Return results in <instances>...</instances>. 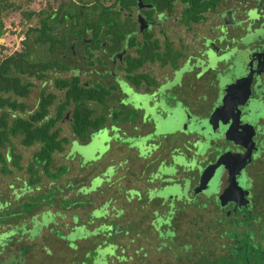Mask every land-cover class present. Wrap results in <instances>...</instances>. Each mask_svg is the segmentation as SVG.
I'll use <instances>...</instances> for the list:
<instances>
[{
	"label": "flooded vegetation",
	"instance_id": "af4514ba",
	"mask_svg": "<svg viewBox=\"0 0 264 264\" xmlns=\"http://www.w3.org/2000/svg\"><path fill=\"white\" fill-rule=\"evenodd\" d=\"M123 1L115 3L112 36L105 28L83 34L69 21L53 23V48L31 50L33 59L40 53L34 60L56 63L37 78L41 85L50 73L53 84L76 78L86 89L108 91L85 101L97 126L68 141L88 144L93 132H107L111 161L91 176L107 190L99 203L214 210L219 202L234 209L263 204L264 0ZM213 110L222 123L213 119L207 137L197 121ZM67 112L58 123L69 124ZM183 119L186 129L167 131Z\"/></svg>",
	"mask_w": 264,
	"mask_h": 264
},
{
	"label": "trees",
	"instance_id": "16d2710c",
	"mask_svg": "<svg viewBox=\"0 0 264 264\" xmlns=\"http://www.w3.org/2000/svg\"><path fill=\"white\" fill-rule=\"evenodd\" d=\"M106 1L59 0L54 7L48 5L38 9H22L21 13L25 20L34 16V23L25 27L20 49H13L10 53L0 52V264H6L3 259L9 252L14 254L13 259L8 260L9 264H24V259L32 260V256L35 255L31 252L32 246L39 237L33 236L35 238L33 240L29 236L28 229L32 224L30 215L33 213H26L38 208L35 212H39L43 207L51 204L50 182L59 179L60 175L62 176V169L65 166L62 163L64 158L59 156L63 152L68 138L60 133L59 119L69 109L70 131L78 140H82L85 138L88 128L97 126V118L91 117V109L85 101L102 100L103 95L108 92L102 89L98 91L86 89L79 84L76 78L72 81L55 78L54 85L63 89L62 95L56 98L54 93L41 90L35 105L27 109L26 103L21 98L27 96L33 82L30 79L23 81L21 75L41 78L45 70L56 65L54 61H36L31 58V48L27 39L32 35L31 43L40 46L46 45L47 49L51 50L56 40L52 34L53 23L60 24L66 21L70 22L69 29L73 32L78 31L84 34L86 30H91L93 34H96L100 29L105 28L104 32L112 36L117 21L114 10L117 0H108V3ZM123 2L120 0L119 3L123 4ZM18 8L19 4L12 0H0V36L4 31L3 17ZM14 139H18L19 144L23 146L36 145V149L31 153L28 161L21 163V155L14 150ZM56 159L60 161L57 164L55 163ZM15 171L23 172L20 184L15 185L11 181L3 182L6 175L11 176ZM81 179L82 175L73 179L77 188L84 184ZM63 181L67 182V178H64ZM78 182L80 183L78 184ZM23 183L27 187L24 195H20L23 191V186H21ZM261 183L263 184L262 196L264 198V173L261 176ZM57 197L66 201L72 198H81V195H74L73 191L61 190ZM94 203L92 208L100 209L99 214L97 217L90 216L86 221L91 224L86 225L88 227L96 225L97 229H95L94 235L80 238L78 241L76 247L80 249L81 258L74 261L75 264H82L85 260L87 264H91L92 254L97 255V249L103 247L113 249L114 253L109 257L111 260L109 264H113L114 259L135 261L131 256L119 253L128 248L126 245L136 238H141L144 241L143 245L139 244L136 248L131 249L136 253L148 255V249L150 250L153 243L155 252L172 246L170 240H168L170 244L167 241L171 237L167 235V231L173 234L172 241L183 240L185 243L187 242L188 246L196 243L202 246L201 253H198V264H203L205 260L215 261L219 257L222 258L221 264H264V203L250 208L237 206L236 209L218 206L220 209L214 210L215 213L209 225H199L195 229L188 228L181 231L176 227L180 212L185 208H190V213L193 215L197 213L196 210L206 206L171 203L166 207L141 206L139 204L100 205L101 203L96 200ZM76 204L77 202L71 204L73 206L71 210L78 214L75 216L80 220L82 219L79 216L80 209L75 208ZM62 207L64 209V206ZM155 211H157L156 214H154ZM64 213L66 214V212ZM143 213L146 216L149 213L150 217L139 220V215ZM153 215L155 216L153 217ZM130 216L131 218H129ZM155 218H159L160 220H156L159 222H154ZM65 219L67 221L63 222L68 228L67 230H72L75 228L74 226L78 227L82 223L81 220H77L76 223L67 217ZM12 227L13 232L5 234L6 230H10ZM202 227L208 229L207 236L203 233ZM63 230L65 231V227ZM126 233H131L132 237L125 240L123 247L120 243L121 236ZM165 233L166 235H164ZM215 241L221 246L217 247ZM49 242L51 250H48L50 252H52V248H57L56 250L59 249L62 252H65L62 248H66V253L68 252L67 244L70 241L52 235ZM18 250H22V253H19ZM88 253L91 258L84 259L89 257L85 256ZM121 257H124L125 260H120ZM135 262L148 263L143 258H138Z\"/></svg>",
	"mask_w": 264,
	"mask_h": 264
},
{
	"label": "rangeland",
	"instance_id": "374dc122",
	"mask_svg": "<svg viewBox=\"0 0 264 264\" xmlns=\"http://www.w3.org/2000/svg\"><path fill=\"white\" fill-rule=\"evenodd\" d=\"M14 3L19 4V8L14 11L8 12L3 17L4 22V31L3 34L0 36V52H6L10 53L13 51V49H20L21 48V38L23 37V31L27 25H32L34 23V16H32L29 20H25L23 17L21 10L26 8H33L38 9L40 7L51 5L52 7L56 6L59 0H12ZM109 2L108 0L106 1ZM32 35H30V38L27 39V43L30 45L31 50L33 49V43H31ZM32 46V47H31ZM36 47L39 48L40 45L35 44ZM36 50H34L35 52ZM37 54L34 59H41L40 53L35 52ZM53 76L50 73L47 74L46 77H44V82L41 85V82L43 80L37 79L35 77H30L32 79L33 84L29 88V92L25 98H23V101L27 105V109L32 108L35 105L36 98L38 96V92L41 88H46L48 91H51L56 95V98L60 97L62 95L63 89L57 88L53 84ZM25 79H28L25 77ZM69 114V112H67ZM127 115V113H124ZM98 122V121H97ZM61 126L60 133L62 135H65L68 138V141L70 138H76L75 135L70 134V126L68 124L67 118L61 119L59 122ZM103 134L99 132H93L91 136V141L88 144H78L76 142H71V146L69 147L68 142L65 144V148L62 153H60V156H63L64 160H62V163L65 165L64 168L61 170L62 176L60 175L59 179L57 180H51L52 182L48 183L50 184V191H51V204L49 206H45L41 209L39 212H35L38 209H33L29 213H33V215H30V218H32V224L30 225L28 232L31 239H35L34 237H39L35 240L34 245L32 246V253L35 255L32 256V260L26 261L24 259V264H75L74 261L79 260L80 255V249L76 247L78 245V241L80 238H87L89 235H94L96 232L95 229H97L96 225L93 226H87L86 224L90 223L86 220L90 218V216L97 217L99 214L100 209L92 208L93 203L95 200L97 202H100L105 195H106V189H97L95 191V187L98 188V177L94 176L92 178L91 176L99 172L104 166H106L108 163H110V155L109 152H107V146L103 144V141H108L107 132H102ZM106 133V134H105ZM77 139V138H76ZM128 141L129 138L127 139ZM134 144V143H133ZM136 145V144H135ZM14 147L15 152L19 153L22 157L21 163L26 162L30 159L31 153L36 149V145L32 146H23L20 145L18 142V139H14ZM106 152V153H105ZM103 155L102 160H100L101 155ZM98 159L96 160V158ZM59 160H55V163H59ZM97 163V164H96ZM188 166V165H187ZM106 169L107 173L111 171V167L107 166ZM169 171V169H168ZM22 171H15V173L11 176L6 175L3 179V182H13L15 185L20 184V179L22 176ZM165 173V172H163ZM80 175H82V181L84 184L82 186L77 188L76 182H73L74 178H78ZM64 178H67V182L63 181ZM91 180L90 187L87 186V182ZM22 183V182H21ZM80 182H78L79 184ZM135 185L138 187L142 186V183L135 182ZM132 184V185H134ZM121 185V184H120ZM21 186H23V191L20 195H24L26 184L23 183ZM130 186V184H129ZM127 187V185H125ZM9 188L12 189L11 186ZM240 189V190H239ZM238 191H241V188H239ZM243 189V187H242ZM61 190H68L73 191L74 195H81V198H72L66 201L58 199L57 196H59V193H61ZM9 192V191H8ZM7 192V193H8ZM59 192V193H58ZM112 190L110 191V193ZM10 193V192H9ZM80 193V194H79ZM87 194V195H86ZM112 195V194H110ZM116 195V194H115ZM122 197V196H121ZM23 198V196H22ZM1 199V198H0ZM72 200V202H70ZM107 200L104 201V204ZM69 203V204H65ZM77 202L76 207L79 211V216H81L82 219H78L75 214L76 212H73L71 208L73 209V206L71 204ZM220 203V207H225V205ZM95 204V203H94ZM100 204V205H104ZM64 206V209H62ZM204 206V205H202ZM243 205L238 206L241 208ZM69 207V208H68ZM49 211H46V210ZM190 208H185L180 212L178 215V220L176 222V227L179 228V231L181 230H187L188 228L195 229V227L199 225L206 226L207 224L211 223V219L214 215V209H212L209 206L201 207V209L196 210L197 213L191 214ZM70 211V212H69ZM72 211V212H71ZM66 212V214L64 213ZM78 215V214H77ZM23 217H28L27 215H22ZM71 219L72 221L77 223V220L82 222L81 225L74 226L72 230H67L68 228L66 225H64L67 221L65 218ZM56 219V221H55ZM159 218H155L154 222ZM193 219V220H192ZM83 220V221H82ZM91 224V223H90ZM54 225V226H53ZM169 225V223H167ZM22 227V226H21ZM65 227V231L63 228ZM99 229V227H98ZM203 233L205 235H208V229L205 227L201 228ZM13 232V227L10 230H6L5 234H11ZM167 235L173 236L170 232H166ZM166 233L164 235H166ZM60 234V235H59ZM52 235L58 236L61 239L70 241L68 246V252L66 253V248H62L63 251H60L57 248L53 249L52 252H50L48 249H50V245H48L49 240L51 239ZM102 235V234H101ZM161 236V235H160ZM121 245L124 247L125 240H129V238L132 237L131 233H126L123 236H121ZM171 237L168 240H170L172 246H167L163 248L160 251L155 252V247L153 245L150 247V250L148 249V255H145L143 253H136L134 249L139 244H144L143 239L136 238L134 241L130 242L129 245H126V249H123L122 253L124 256H131L135 261H137L138 258H143L144 261L148 262L145 264H198V253H201L202 246L199 243L193 244L192 246H188L187 242L183 240L178 241H172ZM222 237V236H221ZM102 242V241H101ZM216 242V241H215ZM169 243V241H168ZM217 247L220 245L218 242H216ZM127 244V243H126ZM170 244V243H169ZM221 246V245H220ZM49 247V248H48ZM147 248V247H146ZM223 248V247H221ZM51 250V249H50ZM227 250V247H226ZM230 250V248H228ZM165 251V252H164ZM19 253H22V250H18ZM42 252V253H40ZM97 255L92 254L93 260L91 261V264H109L110 263V256H112L113 249L111 248H99L97 249ZM118 252H120L118 250ZM134 252V253H133ZM167 252V253H166ZM196 252V253H195ZM136 253V254H135ZM14 254L12 252H9L6 254L5 258L3 259V262L6 264L8 263L9 259H13ZM42 255V256H41ZM85 256L84 259L91 258V255L88 253ZM188 256V257H186ZM21 257V256H20ZM190 257V258H189ZM120 260H125L124 257L119 258ZM135 261H117L113 260V264H144L140 263L143 262V260H140V262ZM78 263V262H77ZM222 258L219 257V259H216L215 261H209L205 260L203 264H221ZM81 264V263H78ZM87 264V261L85 260L84 263Z\"/></svg>",
	"mask_w": 264,
	"mask_h": 264
},
{
	"label": "water",
	"instance_id": "95a60500",
	"mask_svg": "<svg viewBox=\"0 0 264 264\" xmlns=\"http://www.w3.org/2000/svg\"><path fill=\"white\" fill-rule=\"evenodd\" d=\"M216 111H211L210 114H207L206 116H202L201 118H199V120L197 121V123L200 125L198 130L199 132L203 133L205 136L207 137H211V134L214 132V125L217 126L216 123L213 122V119H217L218 121V118H216L215 116V113ZM183 125H178L177 127H170L167 129L168 132L170 131H174L175 129H186V126H185V119H183ZM218 123H222V122H219ZM219 125V124H218ZM195 128H189V130H194ZM194 191H196V189H194Z\"/></svg>",
	"mask_w": 264,
	"mask_h": 264
}]
</instances>
